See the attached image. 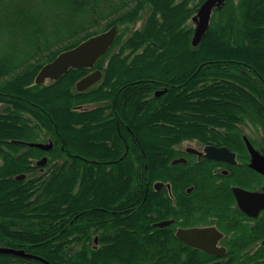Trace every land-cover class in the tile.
Wrapping results in <instances>:
<instances>
[{
    "label": "trees",
    "instance_id": "obj_1",
    "mask_svg": "<svg viewBox=\"0 0 264 264\" xmlns=\"http://www.w3.org/2000/svg\"><path fill=\"white\" fill-rule=\"evenodd\" d=\"M204 1L0 0L1 247L51 264L178 260L158 259L162 242L144 238L142 225L132 231L172 146L264 137V0H227L193 46L189 22ZM114 25L118 36L94 68L35 82L61 52ZM94 69L100 81L77 90ZM49 140L50 151L25 144ZM0 264L45 263L0 254Z\"/></svg>",
    "mask_w": 264,
    "mask_h": 264
},
{
    "label": "flooded vegetation",
    "instance_id": "obj_2",
    "mask_svg": "<svg viewBox=\"0 0 264 264\" xmlns=\"http://www.w3.org/2000/svg\"><path fill=\"white\" fill-rule=\"evenodd\" d=\"M248 139L264 157V139L260 144ZM50 142L53 146L44 151L53 149L52 140L44 143ZM209 147L228 151L218 158ZM172 151L164 179L151 186V207L143 221L140 215L134 218L132 231L138 233L142 225L144 238L162 242L153 251L158 259L177 256L171 264H264V171L251 166L245 136L237 145L185 139ZM45 156L47 162L39 165ZM49 160L44 154L35 161L41 173L48 170ZM235 188L251 193L244 206ZM94 241L97 247L98 234Z\"/></svg>",
    "mask_w": 264,
    "mask_h": 264
},
{
    "label": "water",
    "instance_id": "obj_3",
    "mask_svg": "<svg viewBox=\"0 0 264 264\" xmlns=\"http://www.w3.org/2000/svg\"><path fill=\"white\" fill-rule=\"evenodd\" d=\"M227 0H205L198 8L196 14L193 16V21L196 24L194 29V35L192 38L193 46H198L207 31L209 30L211 18L216 9H220L224 6ZM118 36V26L114 25L110 29L98 33L88 39L82 41L77 46L61 52L54 60L45 64L36 76L35 82L37 84H43L47 80H57L63 76L70 68H94L97 61L105 55L112 45L114 44ZM102 70L95 69L88 73L76 83V88L79 91H84L94 84L98 83L102 78ZM167 90H158L156 95L159 96ZM249 150L253 156L251 166L259 171H264V157H262L255 147L251 144L248 137L245 136ZM30 147H36L43 150H49L53 146V143L44 142H26ZM213 149L214 155L218 158H224L223 153L228 151L227 148L216 149L214 147L207 148L208 151ZM234 155V154H233ZM47 162V157H43L37 163L43 165ZM25 174L18 175L17 178H24ZM238 195L241 206H244L245 196L251 193L240 188H235ZM0 254H12L16 256H23L27 258H36L44 262L45 264H51L48 260L38 255H34L26 252L24 249H15L10 247H1Z\"/></svg>",
    "mask_w": 264,
    "mask_h": 264
},
{
    "label": "rangeland",
    "instance_id": "obj_4",
    "mask_svg": "<svg viewBox=\"0 0 264 264\" xmlns=\"http://www.w3.org/2000/svg\"><path fill=\"white\" fill-rule=\"evenodd\" d=\"M199 7H200V6H199ZM197 10H198V9H197ZM196 12H197V11H196ZM195 14H196V13H195ZM145 17H146V14H143L142 19H140L136 24L130 25V26H129L130 31L132 32V30L137 29V28H140L141 25H142V23H143V21H144V19H145ZM189 24H190V25H193V27H194V29H195L196 24H195L194 21L191 20V21L189 22ZM127 33H129V31H128ZM193 35H194V32H193ZM116 50H117V49H116ZM171 57L180 58V56H179V55L177 56V54H176L175 56L172 55ZM49 82H50V81H46V83H49ZM262 139H264V137H263V138H261V137H257V138H256V142H257L258 144H260Z\"/></svg>",
    "mask_w": 264,
    "mask_h": 264
}]
</instances>
